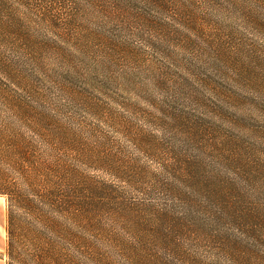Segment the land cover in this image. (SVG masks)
I'll list each match as a JSON object with an SVG mask.
<instances>
[{"label": "trees", "instance_id": "1", "mask_svg": "<svg viewBox=\"0 0 264 264\" xmlns=\"http://www.w3.org/2000/svg\"><path fill=\"white\" fill-rule=\"evenodd\" d=\"M175 1L0 0L5 264H264L262 152L221 108L208 129L184 96L199 84L187 72L167 67L149 91L136 82L137 100L113 93L92 64L45 65L44 53L63 49L43 42L89 41L86 24L104 34L91 42H168ZM123 46H105L110 60L95 65H128L124 52L138 48ZM60 107L84 115L62 120Z\"/></svg>", "mask_w": 264, "mask_h": 264}, {"label": "rangeland", "instance_id": "2", "mask_svg": "<svg viewBox=\"0 0 264 264\" xmlns=\"http://www.w3.org/2000/svg\"><path fill=\"white\" fill-rule=\"evenodd\" d=\"M105 14L106 10H103ZM165 16L167 25L164 30H177L174 37L166 39L168 42H157L154 47L150 45V48H145L135 41L108 42L110 39L106 34L102 40L91 42L95 41L96 35L101 37L104 34L102 29L86 24L84 28L95 34L89 41L43 42L63 49L57 55L44 53L43 58L48 59L45 65L50 70V65L62 59L82 61L84 68L92 64L93 74L98 75V80L103 81L113 93L116 87L123 97L137 100L145 95L141 91L137 92L138 95L133 93L137 89L136 82L149 91L157 84L153 83L152 78L169 76L167 67L178 79L182 72L188 73L199 84L184 96L190 98V107L205 118L208 129L215 122L212 112L221 108L227 112L229 122L233 123L231 126L245 134H239L245 144H251L255 151L262 152L258 159L264 160V0H177ZM98 17L101 19L100 14ZM118 30L124 33L123 29ZM193 31L194 37L188 36ZM184 34L188 37H183ZM123 43V49L129 44L138 48L124 52L128 65L122 69L108 63L104 67L95 65V62L110 60L105 46L121 48ZM59 73L56 71L54 76ZM75 82L76 79L70 84L73 89L97 94L93 85L83 86ZM124 83L134 88L131 91L123 88ZM167 89L172 90L164 87L165 91ZM124 91L129 93L125 94ZM156 92L158 97L162 94L158 89ZM142 108L143 104H139L137 110L141 111ZM58 113L62 120H67L70 113L78 117L84 115L76 109L72 112L63 107L59 108ZM135 114L132 112V115ZM100 121H104V118ZM208 138L214 137L209 135ZM4 226L5 200L0 198V264H5Z\"/></svg>", "mask_w": 264, "mask_h": 264}]
</instances>
